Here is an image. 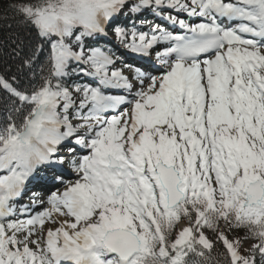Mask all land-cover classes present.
Instances as JSON below:
<instances>
[{
    "label": "snow or ice",
    "instance_id": "1",
    "mask_svg": "<svg viewBox=\"0 0 264 264\" xmlns=\"http://www.w3.org/2000/svg\"><path fill=\"white\" fill-rule=\"evenodd\" d=\"M0 30V264H264V0H0Z\"/></svg>",
    "mask_w": 264,
    "mask_h": 264
},
{
    "label": "trees",
    "instance_id": "2",
    "mask_svg": "<svg viewBox=\"0 0 264 264\" xmlns=\"http://www.w3.org/2000/svg\"><path fill=\"white\" fill-rule=\"evenodd\" d=\"M20 35L25 38V40L29 39L24 30H19ZM11 47L10 42L8 40L7 30H0V69H3L7 66V64L12 63L7 59V53L9 48ZM13 71H15V66H13Z\"/></svg>",
    "mask_w": 264,
    "mask_h": 264
}]
</instances>
